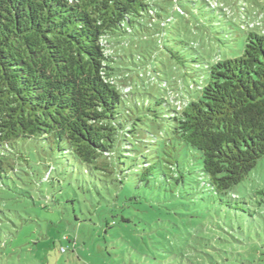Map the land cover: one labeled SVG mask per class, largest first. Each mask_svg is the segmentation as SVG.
<instances>
[{"label":"trees","instance_id":"16d2710c","mask_svg":"<svg viewBox=\"0 0 264 264\" xmlns=\"http://www.w3.org/2000/svg\"><path fill=\"white\" fill-rule=\"evenodd\" d=\"M157 1L0 0V174L13 144L36 137L55 141L61 153L74 155L89 171L119 168L122 185L132 171L127 158L140 182L155 180L161 161L150 160L143 146L156 142L200 156L203 187L218 196L229 194L256 168L264 157L263 33L239 24L245 33L241 55L214 63L183 40V50L167 48L190 78L181 81L186 90L177 89L173 99L150 101L144 93L139 100L115 83V76L125 73L133 89L138 85L133 72L142 78L133 55V66L128 65L130 38L163 42L166 37L175 14ZM198 1L164 3H177V14L188 16L196 14ZM202 1L218 18L229 19ZM186 4L192 6L189 13ZM111 40L122 45L121 53L111 54ZM144 119H163L168 130L157 136L141 127ZM132 140L146 150L132 149ZM170 159L164 163L171 173L179 172L176 183H183L186 164L179 156Z\"/></svg>","mask_w":264,"mask_h":264},{"label":"rangeland","instance_id":"374dc122","mask_svg":"<svg viewBox=\"0 0 264 264\" xmlns=\"http://www.w3.org/2000/svg\"><path fill=\"white\" fill-rule=\"evenodd\" d=\"M207 2L229 19L218 18L202 0L188 16L177 14L175 2L157 1L175 19L163 42L130 38L127 55L143 74L138 78L133 72L138 83L133 89L125 73L115 76L123 93L134 92L139 100L147 93L153 101L185 91L181 81L190 78L167 52L183 50L181 40L214 63L241 55L245 33L239 24L264 34V0ZM184 7L192 10L190 4ZM115 41H110L111 54L121 53ZM185 52L189 55V48ZM144 121L141 127L157 136L168 130L163 119ZM131 144L138 153L146 150L134 140ZM161 145L143 146L150 160L161 161L155 180L140 182L127 158L132 171L122 185L119 168L89 171L74 155L61 153L55 141L15 142L0 174V264H264V157L229 194L218 196L203 187L200 156ZM178 156L186 164L179 184L174 179L179 172L171 173L164 163ZM122 216L131 222H122Z\"/></svg>","mask_w":264,"mask_h":264},{"label":"built area","instance_id":"2783aa9c","mask_svg":"<svg viewBox=\"0 0 264 264\" xmlns=\"http://www.w3.org/2000/svg\"><path fill=\"white\" fill-rule=\"evenodd\" d=\"M64 251V249H62Z\"/></svg>","mask_w":264,"mask_h":264}]
</instances>
